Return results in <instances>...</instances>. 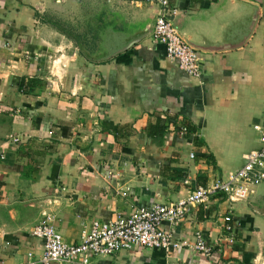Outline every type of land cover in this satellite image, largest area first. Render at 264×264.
<instances>
[{"label":"crops","instance_id":"crops-1","mask_svg":"<svg viewBox=\"0 0 264 264\" xmlns=\"http://www.w3.org/2000/svg\"><path fill=\"white\" fill-rule=\"evenodd\" d=\"M247 3L256 4L259 15L246 43L199 50L198 77L153 40L157 8L143 0H0L4 264H19L29 252L41 255L33 229L42 221L77 243L93 219L177 201L189 189L230 177L249 151L261 147L253 125L264 122V0H176L175 24L191 38L215 39L249 10ZM74 23L87 28L74 31ZM228 212L237 234L223 246ZM164 227L188 242L201 231L222 246L219 264H264V182L233 206L225 195L211 193L182 222ZM204 263L183 245L91 261Z\"/></svg>","mask_w":264,"mask_h":264},{"label":"built area","instance_id":"built-area-1","mask_svg":"<svg viewBox=\"0 0 264 264\" xmlns=\"http://www.w3.org/2000/svg\"><path fill=\"white\" fill-rule=\"evenodd\" d=\"M157 8L152 31L156 42L166 45L167 56L176 62L190 76L203 74L202 53L191 46L179 33L175 19L179 13L176 0H143ZM259 131L261 147L245 155L242 167L236 169L226 179H214L205 186H196L177 201L171 203L138 204L126 215L120 214L105 221L93 219L84 230L77 243H67L60 231L48 221H42L33 229V235L41 239L43 249L39 257L29 252L19 264H91L93 258L100 255H114L135 248L176 250L191 246L194 251L206 259V264H219L223 250L208 240L201 231L194 234V240L175 239L172 229L189 214L191 207L203 202L211 193H221L230 204L248 199L251 187L264 182V122L255 124ZM193 156V153H191ZM189 183V181H186ZM236 227L231 212L223 216L220 245H232L236 240ZM0 264H4L0 260ZM205 264V263H204Z\"/></svg>","mask_w":264,"mask_h":264},{"label":"water","instance_id":"water-1","mask_svg":"<svg viewBox=\"0 0 264 264\" xmlns=\"http://www.w3.org/2000/svg\"><path fill=\"white\" fill-rule=\"evenodd\" d=\"M249 4V10L239 13L221 30L215 39L203 36L200 40L191 38L185 34L180 35L194 48L202 51H222L243 46L251 35L259 15V7ZM154 23L151 27L153 31Z\"/></svg>","mask_w":264,"mask_h":264},{"label":"rangeland","instance_id":"rangeland-1","mask_svg":"<svg viewBox=\"0 0 264 264\" xmlns=\"http://www.w3.org/2000/svg\"><path fill=\"white\" fill-rule=\"evenodd\" d=\"M74 25H77L76 27H74V31H85L86 30V24L85 23H83V24H81V23H74ZM72 30V29H71ZM77 40H79L78 42H81V40H83V39H77Z\"/></svg>","mask_w":264,"mask_h":264},{"label":"trees","instance_id":"trees-1","mask_svg":"<svg viewBox=\"0 0 264 264\" xmlns=\"http://www.w3.org/2000/svg\"><path fill=\"white\" fill-rule=\"evenodd\" d=\"M28 86V85H27ZM26 88V85L24 86Z\"/></svg>","mask_w":264,"mask_h":264}]
</instances>
